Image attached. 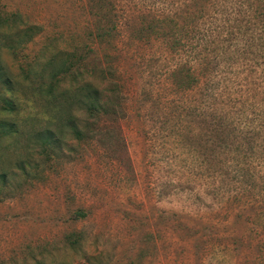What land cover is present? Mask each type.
Segmentation results:
<instances>
[{"label":"rangeland","instance_id":"obj_1","mask_svg":"<svg viewBox=\"0 0 264 264\" xmlns=\"http://www.w3.org/2000/svg\"><path fill=\"white\" fill-rule=\"evenodd\" d=\"M1 1L44 26L22 55L65 45L79 70L103 68L87 75L107 93L97 114L74 112L81 140H10L40 171L0 193V264H264L259 1ZM4 57L17 74L23 57ZM27 104V131L62 129ZM73 229L88 262L64 241Z\"/></svg>","mask_w":264,"mask_h":264},{"label":"trees","instance_id":"obj_2","mask_svg":"<svg viewBox=\"0 0 264 264\" xmlns=\"http://www.w3.org/2000/svg\"><path fill=\"white\" fill-rule=\"evenodd\" d=\"M257 1V11L264 31V11L261 10L264 8L261 3L264 0ZM100 2L101 0H94V5L98 6ZM43 30L41 22L32 19L20 8H10L6 2L0 0V86L3 88L0 93V193L10 191V188L12 191L18 189L20 174L24 175L21 176L22 179L31 182L40 171V163L35 162L25 149L11 145L10 140L15 143L14 140L23 139L28 141L27 145L40 141L44 148L61 145L63 134L81 140L88 130V122L80 121L74 112L83 109L85 113L97 114L102 108L100 99L104 96L105 88L100 87V84L95 87L88 77L90 75L93 78L96 74L97 77L104 78L100 76L104 74L102 67L91 71V74L87 70H79L78 63L82 59L78 53L60 44L47 46L45 52L32 59L21 54L22 47ZM5 54L11 55L15 60L23 57V60L18 62L17 74L9 69ZM81 75L82 81L75 83V78ZM85 75L88 78H85ZM66 79L72 83L66 85ZM27 101L38 105L39 111L54 116L62 129L52 131L45 126L42 130L33 128L27 131V117L23 111L27 106L33 108ZM36 170L38 171L35 172ZM84 216L85 213L78 210L74 212L72 219L77 220ZM85 237L83 229H73L64 236V241L71 248L78 249L80 257L88 262L92 255L84 249ZM42 263L43 260L36 262ZM49 264L73 263L53 260Z\"/></svg>","mask_w":264,"mask_h":264}]
</instances>
